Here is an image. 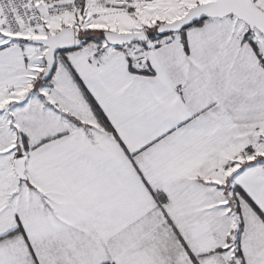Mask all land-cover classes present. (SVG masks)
<instances>
[{"label":"snow or ice","instance_id":"obj_1","mask_svg":"<svg viewBox=\"0 0 264 264\" xmlns=\"http://www.w3.org/2000/svg\"><path fill=\"white\" fill-rule=\"evenodd\" d=\"M0 264H264V0H0Z\"/></svg>","mask_w":264,"mask_h":264}]
</instances>
